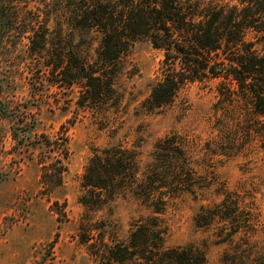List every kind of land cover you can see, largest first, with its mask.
<instances>
[{"label": "rangeland", "instance_id": "374dc122", "mask_svg": "<svg viewBox=\"0 0 264 264\" xmlns=\"http://www.w3.org/2000/svg\"><path fill=\"white\" fill-rule=\"evenodd\" d=\"M26 1L19 0L26 8L22 22L0 35V264H98L99 250L125 242L131 227L147 217L155 218L164 249H199L204 264H223L222 256L238 247L248 254L264 248V120L249 122L244 100L226 101V90L235 85L225 70L207 73L199 57V80L182 86L170 104L147 111L143 102L161 78L163 51L141 35L119 55L110 92L80 105L82 83L65 77L71 71L66 62L53 69L54 55L63 49L90 62L99 34L67 25L62 0ZM198 4H214L226 14L246 6L239 0L183 5ZM32 30L44 45L41 57L28 49ZM242 32L243 44L263 53L264 26ZM225 56L216 51L205 58L219 71ZM172 135L199 177L189 190L169 197L159 213L120 190L103 195L101 206L80 204L82 175L94 150L121 146L132 152L141 178L154 144ZM222 200L237 204L236 211L230 220L210 224V212L201 208ZM238 226L240 233L230 240L228 233Z\"/></svg>", "mask_w": 264, "mask_h": 264}, {"label": "trees", "instance_id": "16d2710c", "mask_svg": "<svg viewBox=\"0 0 264 264\" xmlns=\"http://www.w3.org/2000/svg\"><path fill=\"white\" fill-rule=\"evenodd\" d=\"M188 1L191 0H62L60 11L66 24L78 31H96L99 42L90 62L68 50H59L54 55L53 69L63 67L66 62L65 66L71 71L65 77L82 83L84 93L80 105L88 99L96 100L110 92L119 55L135 38L148 35L153 47L163 51L164 68L161 78L143 102L147 111L170 104L182 86L198 81L197 59L201 57L206 61L205 72L218 76L225 70V77L234 83L233 89L226 90V101L230 104L244 100L251 108L249 122L257 117L264 120V51L257 54L249 43L242 41V29L262 30L264 21L258 17L264 18V0H239L246 6L240 11L230 8L228 14L214 4L185 8L183 4ZM29 3L30 0L25 4ZM20 7L19 0H0V35L13 31L22 22V9L26 8ZM223 21L226 24L219 27ZM35 35L36 31L32 30L28 49L41 57L44 45L40 46ZM216 51L227 55L223 60L225 67L222 65L219 71L205 58ZM45 62L52 61L47 58ZM47 64L45 66H49ZM2 113L5 112L0 108L3 116ZM153 147L152 162L141 178L137 176V163L132 152L121 146L94 150L82 175L84 194L79 197L80 204L89 208L101 206L103 195L111 196L115 190H120V193H131L157 214L169 197L189 190L193 179L199 176L190 167L182 144L172 135L158 140ZM221 203L201 208V211L210 212V224L218 218L230 220L235 213L237 204H223V200ZM201 217V213L196 216V224L199 225ZM241 229V226L234 227L228 233L230 240ZM99 251L98 264L205 263L199 249H164L161 231L153 217L134 224L125 242H116ZM246 251L238 247L232 253L224 254L221 261L223 264H264V248L251 250L249 254Z\"/></svg>", "mask_w": 264, "mask_h": 264}]
</instances>
